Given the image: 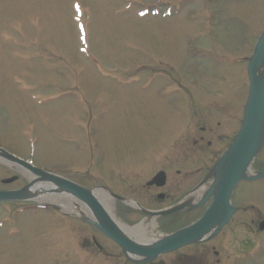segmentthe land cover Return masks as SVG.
Here are the masks:
<instances>
[{"label":"rangeland","instance_id":"obj_1","mask_svg":"<svg viewBox=\"0 0 264 264\" xmlns=\"http://www.w3.org/2000/svg\"><path fill=\"white\" fill-rule=\"evenodd\" d=\"M263 30L264 0H0V147L91 187L141 194L128 185L195 153L190 141L201 126L214 129L207 139L228 132L221 150L227 146L248 97L241 59ZM235 56L240 62H230ZM223 101L229 122L210 112ZM130 161L116 169L120 180L111 177L113 163ZM176 167L165 189L184 183ZM27 174L0 160V188L25 186ZM253 186L244 184V193L264 206V182L257 193ZM244 193L238 188L236 198ZM41 210L22 211L19 231L0 227V264H126L96 250L93 236L118 252L91 226L58 213L60 231ZM114 213L123 222L132 217L123 208Z\"/></svg>","mask_w":264,"mask_h":264},{"label":"water","instance_id":"obj_2","mask_svg":"<svg viewBox=\"0 0 264 264\" xmlns=\"http://www.w3.org/2000/svg\"><path fill=\"white\" fill-rule=\"evenodd\" d=\"M263 60L264 37L260 48L256 52L250 64V76L253 82V90L247 107L243 127L233 145L225 153L219 164L220 167H223L221 177L217 178L214 186L209 191L210 194L214 192L215 188H217V197L213 205L209 208L207 213L194 224L160 239L151 245H139L125 237L93 191L68 179L40 170L6 151H0V153L33 172V174L36 175L34 182L49 180V182L57 184V186L63 190L72 193L75 197L89 205L98 218V221L90 219V222L103 233L114 239L128 252L144 257L145 259L142 262L145 263L164 252L174 250L183 244L193 242L201 238L211 229L212 225L218 218H223L220 212L217 211L219 206H222L223 204L226 205L229 214L232 211L233 208L229 204V197L234 186L242 178L246 168L249 167L253 161L262 143L263 136L261 138L259 137V128L264 117V78L260 79V81L255 84L254 68L258 66L259 61L262 62ZM13 179L14 178L8 179L6 182H10ZM27 197L25 189L0 191V200L25 199ZM177 208H180V206ZM227 218L228 214L223 218V220L225 221Z\"/></svg>","mask_w":264,"mask_h":264},{"label":"flooded vegetation","instance_id":"obj_3","mask_svg":"<svg viewBox=\"0 0 264 264\" xmlns=\"http://www.w3.org/2000/svg\"><path fill=\"white\" fill-rule=\"evenodd\" d=\"M206 119L211 121V116L208 115ZM211 133H213L212 127L209 129L201 127L200 135L194 140V145L199 151H202L203 158L210 159L209 163L220 150L221 142V140L217 142L216 139L214 142L212 138L206 139ZM228 136L227 133H221L217 137H221L223 141ZM202 164L203 166L198 170L186 173L183 177L191 180L195 173L208 167L204 162ZM178 172L180 173V171ZM167 184L163 186L162 195L144 193L136 198L144 203V206L155 209L168 208L183 200L185 197L184 188L181 190V185H178L176 188L165 189ZM152 187L155 185L148 189L150 190ZM253 200L250 197L239 199L238 204L235 202L238 208L233 212L229 222L213 238L205 242L187 244L173 252L164 254L163 264H260V261L264 260V228L260 226L264 220V210L256 209L254 204H248ZM205 209L206 204L194 209L187 207L167 215V218L164 219L167 220L170 228H165V233L192 223L202 215ZM251 253L257 254L253 258H249Z\"/></svg>","mask_w":264,"mask_h":264},{"label":"bare ground","instance_id":"obj_4","mask_svg":"<svg viewBox=\"0 0 264 264\" xmlns=\"http://www.w3.org/2000/svg\"><path fill=\"white\" fill-rule=\"evenodd\" d=\"M258 67L256 68V77H258V75L264 74V65L258 66ZM259 130H260L259 137L261 138L262 135H264V123L263 122H261ZM2 158L3 157L0 156V159H2ZM250 173H251V170L247 169V171L245 172V176L249 175ZM27 176H29L31 179H33V176L31 173L27 174ZM55 190H57L55 187H53V186L49 187V185H45V183H42V184L39 183L33 187L28 188L29 194L36 196L40 200H43L46 202H49V201L57 202L56 200H59V199H57V196L58 197H60V196L58 194H56ZM67 202L68 203H66L64 209H69V210L74 209V204L71 202V199H68ZM89 214H90V212H89ZM91 215L93 218L95 217L93 214H91ZM111 217L124 231H126L128 233H135L136 232L140 236H145L144 229H142V228L132 229V228H128L126 226H123L122 224L119 223V221L117 220V218L114 216V214L112 212H111Z\"/></svg>","mask_w":264,"mask_h":264}]
</instances>
